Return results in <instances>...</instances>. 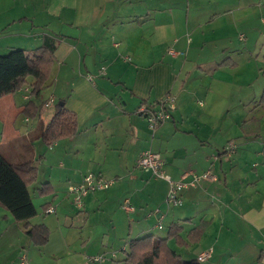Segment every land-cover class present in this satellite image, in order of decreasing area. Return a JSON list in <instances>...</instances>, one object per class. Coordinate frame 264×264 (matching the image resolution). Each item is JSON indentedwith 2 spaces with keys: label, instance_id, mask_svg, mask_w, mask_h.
<instances>
[{
  "label": "crops",
  "instance_id": "1",
  "mask_svg": "<svg viewBox=\"0 0 264 264\" xmlns=\"http://www.w3.org/2000/svg\"><path fill=\"white\" fill-rule=\"evenodd\" d=\"M252 6L264 16V0H12L0 9V39L11 38L8 49L0 54L14 48H44L51 68L43 86L46 92L41 95V89L33 97L40 107L35 117L21 113L29 100L27 87L0 97V118L10 123L17 115L21 118L19 131L12 125L2 126L0 152L13 158V163H33L37 168L35 181L39 166L51 171L59 160L58 166L65 172L58 175L63 187L65 180L67 186L80 183L88 172L115 181L124 173L123 181L88 192L80 207L88 217L87 210L103 211L108 203H117V250L126 249L131 239L157 236L164 226L168 230L170 224H178L183 245L172 239L168 243H173L174 247L170 246L185 259L196 258L212 247L204 264H264V136L255 124L259 119L249 116V110L236 136L224 128L219 130L218 111L230 106L235 87L242 92L243 86L214 79V75L209 83L199 86L204 91L200 92V104L193 100L197 92H191L188 85L192 69L224 77L230 72L219 69L238 65L234 54L247 48V54L252 55L249 30L253 23H259L249 14ZM220 18L226 19L224 25L233 28L232 33L205 28ZM102 67L104 73H100ZM167 93L175 96V108L153 131L136 109L142 103L156 104ZM259 98L254 99L255 111L262 107ZM56 103L76 114L78 130L50 147L40 134L55 114ZM190 106L192 111L188 112ZM186 117L192 120L185 126ZM219 133L221 143L217 141ZM176 135H180V143L170 145ZM233 138L239 139V146L233 153H223L226 141ZM146 149L161 155L163 170L172 179H179L188 170L202 173L207 169L216 179L184 188L181 204L166 207L167 181L137 166L139 154ZM53 176L51 171L35 188L43 199L41 209L57 195ZM45 186L47 193H39L38 188ZM125 199L131 211L122 208ZM54 213L56 208L48 214ZM36 216L31 224L44 223L49 228L48 240L41 246L33 244L24 223L15 221L0 205V240L4 238L0 249L8 243L11 232L23 237L16 238L21 245L15 241L10 245V254H18L19 259L10 260L7 255L0 264H20L21 255L30 264V246L43 254L51 242V229ZM69 225L75 227L73 222ZM197 227L202 231L195 235ZM101 228L102 224L94 226L86 235L81 228L75 237L67 230L64 253H51L54 264H81L86 254L105 253L111 236L98 239ZM98 241L102 246H89Z\"/></svg>",
  "mask_w": 264,
  "mask_h": 264
},
{
  "label": "rangeland",
  "instance_id": "2",
  "mask_svg": "<svg viewBox=\"0 0 264 264\" xmlns=\"http://www.w3.org/2000/svg\"><path fill=\"white\" fill-rule=\"evenodd\" d=\"M11 2L12 0H0V9L6 7ZM207 4H209V2H207ZM239 13H241V11ZM249 14L251 18H255L259 20V23L258 24L253 23V25H251V28L249 30V49L248 50L252 51V55L247 54V48H244L243 53L237 52V54H234L232 58L233 60L237 61L238 65L234 69H224V68L219 69V70H225L226 72H230L229 74L225 73L224 77L220 76V73L209 74L208 76H206V75H203L199 70L192 69L191 71L192 77L188 85L192 89L191 92H197L198 96L196 97L194 96L193 100L195 102L198 100L200 104L203 103V101L201 100L202 96L200 95V92H204V91L199 89V86L201 84L209 83L211 77L214 75H216L214 76V79L216 78L221 79V80L226 79L230 81L231 83H234L235 85L243 86L242 92H240L239 90H236L238 88L236 86L233 96L231 95L230 97L231 105L228 106L227 108L224 107L222 110L218 111L219 130L224 128L225 132L226 131L234 132V135L236 136L238 133H240V130H239L240 122L245 117V113L250 110L248 112L249 116L252 115V116L258 117L259 122L256 121L255 124L260 126V134L261 136H264V108L260 107V108H257L255 111V107H254V105L256 104V101L254 99L258 100L261 94L262 88H264V73H262V68H264V25H262L264 24V16L258 15L256 13V8L253 6L249 9ZM224 20L226 19L220 18L214 21L213 23H210L209 25L205 26V28L207 30L216 29L217 32L225 30L228 33H232L233 28H229L225 26ZM260 22H262V24ZM240 33L245 35V32L241 31ZM10 39L11 38L2 39V40L0 39V53H3L8 49L9 45L7 43L9 42ZM254 42H258V43H254ZM229 61L233 62L232 60H229ZM45 92L46 90L43 87L41 91V95L44 94ZM187 111L188 112L192 111V106H190V108H188ZM191 120L192 118L186 117L183 123L186 126ZM20 121H21V118H19V115H17L16 118L11 123L8 121V119L0 118V133H1V128L4 124H6V126L12 125L13 129L15 130L17 129V131H19ZM179 136L180 135H176L172 137L171 140L169 141L170 145L179 144L180 143ZM221 139H222V134L219 133L217 136V141L221 143ZM230 142L234 143L236 147H238L239 146L238 143H240L239 139L233 138L231 140L226 141V144L224 147H227ZM6 158L9 161H15L13 160V158H10L8 156ZM55 163L56 165L55 167L51 169V171L54 175L53 181H54V186H55L57 195L56 197L53 198L54 199L53 203H51L50 205L56 208V213L44 214L43 209L40 208V204L42 203L43 199H41V197L37 195L36 190H35V188L40 186V183L43 177L51 173L50 169L46 166L45 163L44 165L46 167L42 165L39 166L37 180L29 187L32 201L39 211L37 216H41V219L45 221L51 229V234H50L51 242L43 250L44 256L42 253L38 254L39 253L38 249L30 246V248L32 249V252L30 253L32 257L31 258L28 257V259H30L29 260L30 264H54V258L51 255V253H54V252L58 253L56 256L62 255L64 253L65 245L63 244V242H64L65 232L67 230H69L67 231L69 232L68 233L69 236L75 237L76 235H79L78 231L81 228H83V230L85 231V235H86L87 233L92 231V227L99 226L101 224H102L101 232L98 234L97 238L101 239L102 237H104V239H106L107 236L109 235L111 236V242H109V244L106 245L105 254L108 255L112 251L116 253V256H117V253L119 254V259L122 258L124 256V252L121 250H117V246L116 244H114V243H117V203L115 202L114 204L108 203L106 206L103 207L104 212L99 211V210H96L94 212L92 210H87V212H89V216L86 217L87 215H85V213L81 211L82 209L80 210V208H78L77 206L73 204L72 197L69 196L68 190H67L68 186L66 185V183L68 181L65 180L64 182V186L66 187V189L63 186H59L60 184H62V182L59 181L58 175H62L65 172H63L62 167L58 166L59 160H55ZM139 171L141 173H144L141 170ZM118 176H119L118 180H116L115 183H117V181L121 182L124 180L123 179L124 173H120L118 174ZM66 195H68L70 199L69 198L65 199L64 202H61V204L58 205L59 204L58 201L62 200L63 197H66ZM163 204H165L166 207L173 206V205H168L165 202V200ZM101 218L103 219L99 220ZM57 221H59V223H56ZM72 222L75 227L73 226L69 227L70 226L69 224H71ZM159 223L162 226L161 220L159 221ZM113 225H114V228L112 227ZM166 230H167V227L164 226L162 229H160V232L162 233L158 232L156 233V235L165 236ZM92 236H94V234ZM16 238H19L21 240L23 237L20 236L18 233L13 234L11 232L9 234L8 243L5 246L2 245L3 250L0 249V260L6 259L7 255L9 256L8 258L10 260L19 259L18 254H13V253L10 254V252L12 251L10 245H12L14 241L17 243V245H21L20 241H18ZM0 241H4V238H2ZM101 244H102L101 241H98L95 244H92L91 242L89 246L96 248L97 246H102ZM170 245L174 247L173 243H171ZM20 249L23 251V248H20ZM86 255H92V254H86ZM114 259H117V257H115ZM105 262L113 263V260L109 259V260H106ZM105 262L103 264H106ZM114 264H117V262H115Z\"/></svg>",
  "mask_w": 264,
  "mask_h": 264
},
{
  "label": "trees",
  "instance_id": "3",
  "mask_svg": "<svg viewBox=\"0 0 264 264\" xmlns=\"http://www.w3.org/2000/svg\"><path fill=\"white\" fill-rule=\"evenodd\" d=\"M228 63L233 64L227 60ZM50 68L51 60L45 58L44 48L34 51L14 48L7 53L0 54V97L27 87L29 100L21 113L27 117H35L39 114L40 107L35 104L33 97L39 95L49 78ZM258 102L264 107V89H262ZM56 105L55 114L40 134V138L48 146L60 138L75 134L78 130L76 114L66 110L63 105L58 103ZM148 105L155 106L157 103ZM36 173L37 168L30 161L13 163L0 152V205L10 212L15 221L23 222L31 242L36 246H41L48 240L49 228L44 223H30V220L38 213L29 190L30 185L35 181ZM46 188V186L38 188L39 193H47L49 188L47 190ZM49 205V203L43 204V211ZM201 231L202 227H197L194 233L198 235ZM180 232V225L170 224L165 236L146 234L131 239L127 248L123 250L124 256L112 260L117 264H202L196 258L181 257L169 245L170 239L174 240L177 245H183L184 241ZM190 239L194 240L193 237Z\"/></svg>",
  "mask_w": 264,
  "mask_h": 264
},
{
  "label": "built area",
  "instance_id": "4",
  "mask_svg": "<svg viewBox=\"0 0 264 264\" xmlns=\"http://www.w3.org/2000/svg\"><path fill=\"white\" fill-rule=\"evenodd\" d=\"M100 73H104L103 67L100 69ZM86 77L90 80L92 76L87 74ZM50 102V101H49ZM175 108V96L171 93H167L163 98H161L157 105L149 106L145 103L139 105L136 109L138 114H141L147 121V124L151 130H155L163 121H165L170 116V111ZM51 147V145H50ZM236 150V145L234 143H229L227 147L223 150V153H233ZM264 156V154H262ZM216 157V155H215ZM137 166L142 170L149 172L154 177L163 178L168 183V189L165 196V202L168 205H178L181 204V191L189 186H196L201 180H215L216 176L210 169L205 170L202 173H196L192 170H188L183 173L179 179H172L163 170L164 161L161 155L151 149L143 150L137 158ZM264 164V163H262ZM253 165H256L254 163ZM115 179H108L101 174H95L93 172H88L83 176V179L78 184H71L68 186V192L72 197V202L75 206L80 208L83 204V197L88 193L98 189H107ZM122 208L125 211H131L132 206L128 199H125L122 203ZM55 208L52 205L47 206L44 209V213H53ZM160 227L161 224L158 223ZM212 247H208L196 256V260L203 263L210 258L212 255ZM116 257L115 252H110L108 255L94 254L87 255L81 264L99 263L102 264L106 260L114 259ZM20 264H27L26 257L24 255L20 256Z\"/></svg>",
  "mask_w": 264,
  "mask_h": 264
}]
</instances>
